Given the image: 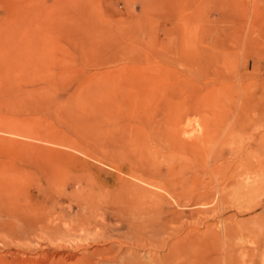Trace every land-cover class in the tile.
<instances>
[{
	"label": "rangeland",
	"instance_id": "1",
	"mask_svg": "<svg viewBox=\"0 0 264 264\" xmlns=\"http://www.w3.org/2000/svg\"><path fill=\"white\" fill-rule=\"evenodd\" d=\"M262 145L264 0H0V264H264Z\"/></svg>",
	"mask_w": 264,
	"mask_h": 264
},
{
	"label": "bare ground",
	"instance_id": "2",
	"mask_svg": "<svg viewBox=\"0 0 264 264\" xmlns=\"http://www.w3.org/2000/svg\"><path fill=\"white\" fill-rule=\"evenodd\" d=\"M263 98V97H262ZM256 114V113H255ZM263 117V116H262ZM259 118V117H258ZM197 126H198V124H196ZM251 142V141H250ZM262 152H264V145H262ZM262 162V160H258V162L257 163H261ZM139 167V166H138ZM151 168V167H150ZM245 170V169H244ZM227 172V171H226ZM257 176H259L258 174H257ZM245 178H246V176H245ZM263 178V177H262ZM242 179V178H241ZM236 180V179H235ZM244 180V179H243ZM249 179L247 178V179H245L244 181H242V182H237V184H236V186H237V191H238V199H236V201L238 202V208H240V207H244V208H247V207H249V204L251 203L250 201L251 200H249L250 199V197H251V195L254 193V191H257V192H259L260 190H262V183H260L259 184V182L256 184L255 183V181L253 182L254 184H252L251 182H249L248 181ZM259 180V179H258ZM235 182V181H234ZM256 185V186H255ZM257 185H259V186H257ZM232 187V186H231ZM230 187V188H231ZM233 188V187H232ZM221 189V188H220ZM234 191H236V190H234ZM222 194H223V191L221 192ZM231 194V193H230ZM246 194V195H245ZM222 196V195H221ZM241 196V197H240ZM223 197V196H222ZM233 198V197H232ZM243 198V199H242ZM234 199V198H233ZM221 200V199H220ZM219 200V201H220ZM222 200H224L223 198H222ZM221 200V201H222ZM224 203V202H223ZM253 203V202H252ZM235 204V203H234ZM237 204V203H236ZM221 206V205H220ZM261 226H263L264 227V222H262L261 223ZM225 228H227V227H225ZM223 229L222 230V234L223 235H228V234H233L234 236H238L239 238H242L245 234H248L247 233V231H248V228H245V227H238L237 226V228H234V229ZM220 236H221V234H220ZM217 237V236H216ZM228 237V236H227ZM142 239V238H141ZM218 239V238H217ZM144 240V239H143ZM141 244V243H140ZM230 254V253H229ZM152 261V260H151ZM224 261V260H223ZM225 262H227V261H224V264H229V263H225Z\"/></svg>",
	"mask_w": 264,
	"mask_h": 264
}]
</instances>
